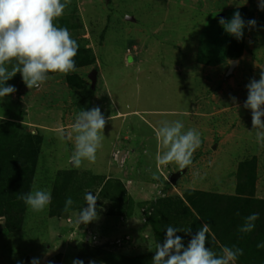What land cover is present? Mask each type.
Instances as JSON below:
<instances>
[{"label": "rangeland", "instance_id": "obj_1", "mask_svg": "<svg viewBox=\"0 0 264 264\" xmlns=\"http://www.w3.org/2000/svg\"><path fill=\"white\" fill-rule=\"evenodd\" d=\"M242 8L249 11L245 21L254 19L256 26H246L245 48L231 60V36L218 21H230ZM56 23L69 29L77 53L85 51L89 63L34 89L17 74L11 85L16 91L0 101V121L41 139L31 190L35 183L52 193L72 172L65 196L75 209L53 216L51 204L39 213L24 204L20 220L7 228L13 231L3 227L6 218L0 221V258L17 264H31L33 258L40 264H73L83 260L78 253L98 249L118 256L102 255L116 264H152L167 226L190 228V234L177 233L187 246L204 223L211 228L208 247L219 253L221 245H237L231 240L236 227L223 210L225 198L239 196L255 202L250 214L259 213V219L252 232L261 236L243 249L236 264H264V248H257L264 243V147L249 135L251 112L243 106L246 85L264 71V11L258 0H71ZM229 61L236 63L230 73ZM69 76L80 88H70ZM93 107L110 117L103 147L94 164L74 168L68 162L72 145L62 134L80 109ZM162 119L182 120L185 129L201 133L193 163L182 171L157 163L154 126ZM246 161L254 180L241 195L245 179H238L239 170ZM175 174L172 184L169 177ZM190 191L193 201L212 195L220 217L199 208L202 216L187 200ZM88 192L98 198V219L78 227L76 216L86 207ZM115 195L122 200V215L111 212ZM141 257L145 260L136 261ZM99 260L91 261L102 264Z\"/></svg>", "mask_w": 264, "mask_h": 264}, {"label": "clouds", "instance_id": "obj_2", "mask_svg": "<svg viewBox=\"0 0 264 264\" xmlns=\"http://www.w3.org/2000/svg\"><path fill=\"white\" fill-rule=\"evenodd\" d=\"M71 0H0V101L13 94L14 86L5 83L20 74L28 89L39 88L55 75L67 76L77 71L75 57L79 45L67 27L58 26ZM258 9L264 11V0H258ZM219 25L224 31L237 39L243 38L244 29L256 26V21L245 22L239 11H235L231 20L220 18ZM231 63V61H229ZM247 99L244 108L251 112V130L255 141L264 147V71L259 80L252 79L246 85ZM233 104L236 103L235 98ZM4 117H0V120ZM99 107L90 110L80 109L70 125V130L63 133L64 139L72 145L69 164L80 168L87 162L94 164L97 153L103 147L104 128L108 123ZM158 143L156 160L159 166L175 165L179 170L190 167L193 156L201 146V133L195 128L185 129L182 120L169 121L162 119L154 126ZM31 212L45 211L52 202L51 190L32 185V190L21 196ZM86 207L79 210L76 216L78 227L98 219L97 196L91 192L84 197ZM73 200H65L64 211H69ZM239 215V213H237ZM5 218L0 216V221ZM259 213H252L244 218L238 227L241 234L251 233ZM179 232L190 234L191 229L183 230L173 226L166 227L163 243L156 244L152 264H236L243 249L235 245L220 246L217 253L208 247L210 225L204 223L185 246ZM213 235V240H214ZM264 248V243L257 244ZM31 264H40L33 258ZM73 264H83L74 260ZM89 264H95L90 261Z\"/></svg>", "mask_w": 264, "mask_h": 264}, {"label": "trees", "instance_id": "obj_3", "mask_svg": "<svg viewBox=\"0 0 264 264\" xmlns=\"http://www.w3.org/2000/svg\"><path fill=\"white\" fill-rule=\"evenodd\" d=\"M241 16L244 20H246V15H248L249 11L247 9L242 8L239 10ZM247 22V21H245ZM245 31L246 27L244 29L243 38L239 41L235 39L234 37H230L229 42V52L228 57L231 60H236L241 56L242 51L245 48ZM84 53V54H83ZM86 57L85 51H82V54L77 53L75 57V63L76 68L85 66L89 63V60ZM67 83L70 86V88H80V82H75L73 78L70 76L67 78ZM41 142L40 137L34 136L30 133L21 132L18 130V128L14 125L12 122L5 123L3 121H0V216L6 218V221H4L3 227L5 229L9 228L11 221L14 223L18 222L21 218V214L24 209V202L21 199V196L27 194L29 191H31V183L33 180L34 171L36 168L38 156H39V144ZM246 163L242 164L240 166V176L238 179H245L244 184L239 185L240 189L238 190V193L241 195L243 194V187L248 185V183L253 182L254 180V174H253V168L252 165H248ZM242 172V173H241ZM72 174V172H68L65 174L62 178L63 184L57 185L54 187L52 194V202H51V214L53 216H59L64 211L65 206V200L67 199L65 194L67 190V185L69 182L68 175ZM251 191L249 192L250 196L253 193V183H251ZM109 187V186H108ZM108 189L105 188V192ZM190 194L186 195L188 202L198 211H200V214H203V210H211L213 214H215V217L219 218L220 214H217V208L216 203H214V198L209 193L200 194L201 197L196 198L195 201L192 200V197L195 195L192 191L188 192ZM199 196V193H197ZM116 195L111 197V200L117 202L118 204L114 202V206L116 208L114 211H111L114 215H122L124 210L119 208V203L122 200H116ZM219 199H224L222 197H218ZM251 199V198H250ZM227 201V204H225L224 207V215L228 218L232 217V227L236 230L234 232V237L231 239L233 244H237L236 246L239 248H246L252 243H254L258 237V235L261 236L259 232L256 233H248V234H241L238 232V227L243 223L244 218L247 217L250 212L252 211V206L255 204V202H250L247 198H242L239 196H236L235 198H225ZM252 200V199H251ZM257 202V201H256ZM216 204V205H215ZM167 206H171V201L169 200V203H166ZM223 208V204H220ZM75 209L74 206H71L69 211ZM202 208V211L200 209ZM206 210V211H207ZM215 210V211H214ZM67 211V212H69ZM177 213H179V210H176ZM214 211V212H213ZM239 213V215H237ZM203 216V215H202ZM211 221V220H210ZM2 226L0 225V228ZM161 229V228H160ZM163 229V227H162ZM264 229V228H263ZM10 231H13V229H7ZM163 231V230H162ZM264 232V231H263ZM1 233V229H0ZM246 236L244 239L242 236ZM160 240V238H159ZM239 242L241 244H239ZM256 249V248H255ZM263 250V249H262ZM80 255V259H83V264H89V261L92 259L99 258L100 262L102 264H116L115 261H111L108 258L103 257L102 255L109 256L113 259H118V256H113L114 254H107L102 250H89V251H82L78 253ZM91 259V260H90ZM145 259L136 258V261L141 262ZM132 262V261H131ZM121 264V263H119ZM134 264V263H132ZM139 264V263H138ZM141 264V263H140Z\"/></svg>", "mask_w": 264, "mask_h": 264}, {"label": "water", "instance_id": "obj_4", "mask_svg": "<svg viewBox=\"0 0 264 264\" xmlns=\"http://www.w3.org/2000/svg\"><path fill=\"white\" fill-rule=\"evenodd\" d=\"M235 64H236V63H235L234 61L231 62L228 73L231 72V70L233 69V67L235 66ZM263 67H264V66H263ZM95 72H96V71L93 70V71L90 73V78L92 79V82H94ZM121 154H122V153H121ZM121 154H120L119 157H118V163L120 162V161H119V158H120ZM178 175H179V174L171 175V176L169 177V182L173 184V183L175 182L176 178L178 177Z\"/></svg>", "mask_w": 264, "mask_h": 264}, {"label": "crops", "instance_id": "obj_5", "mask_svg": "<svg viewBox=\"0 0 264 264\" xmlns=\"http://www.w3.org/2000/svg\"><path fill=\"white\" fill-rule=\"evenodd\" d=\"M17 74H19V73H17ZM14 83H17V82H16V76L13 77L11 80L7 81V82L5 83V86H11V85H13ZM8 262H9V261H8ZM8 262L3 261V260L0 258V264H8ZM17 263H18L17 261L14 263L13 260H10V262H9V264H17Z\"/></svg>", "mask_w": 264, "mask_h": 264}]
</instances>
